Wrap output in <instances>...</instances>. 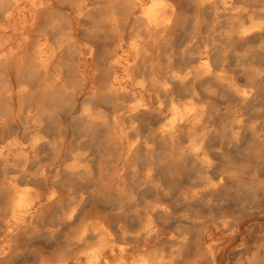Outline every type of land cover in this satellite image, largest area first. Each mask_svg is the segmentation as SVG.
<instances>
[{"label": "clouds", "instance_id": "1", "mask_svg": "<svg viewBox=\"0 0 264 264\" xmlns=\"http://www.w3.org/2000/svg\"><path fill=\"white\" fill-rule=\"evenodd\" d=\"M0 264H264V0H0Z\"/></svg>", "mask_w": 264, "mask_h": 264}]
</instances>
